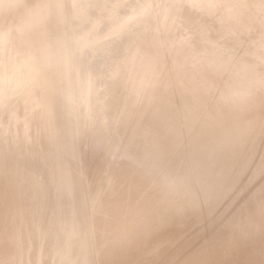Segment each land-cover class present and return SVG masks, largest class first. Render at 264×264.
Listing matches in <instances>:
<instances>
[{
    "label": "clouds",
    "instance_id": "clouds-1",
    "mask_svg": "<svg viewBox=\"0 0 264 264\" xmlns=\"http://www.w3.org/2000/svg\"><path fill=\"white\" fill-rule=\"evenodd\" d=\"M0 264H264V0H0Z\"/></svg>",
    "mask_w": 264,
    "mask_h": 264
}]
</instances>
